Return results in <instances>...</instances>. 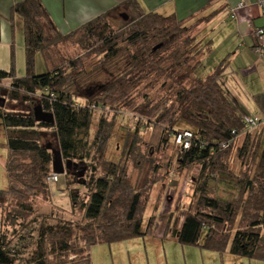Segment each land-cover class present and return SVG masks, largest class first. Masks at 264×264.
Returning a JSON list of instances; mask_svg holds the SVG:
<instances>
[{
	"label": "trees",
	"instance_id": "obj_1",
	"mask_svg": "<svg viewBox=\"0 0 264 264\" xmlns=\"http://www.w3.org/2000/svg\"><path fill=\"white\" fill-rule=\"evenodd\" d=\"M118 10L130 12L129 19L119 30H113L110 13ZM10 15L11 19L19 16L23 21L27 75L18 78L14 67L10 71L0 70V95L22 106L12 111L0 108V121L8 132L9 157L5 170L10 183L9 189L0 192V207L13 195L25 197L19 192L18 184L22 185L25 195L34 196L48 190L47 178L54 172L47 168L53 162V154L44 143L46 138L55 139L67 162L84 160L88 157L83 155L84 137L91 129L94 116L107 110L108 102L110 105L124 103L142 82H148L146 87L152 90L162 79V87L172 82L164 99L155 103L145 97L146 101L132 112L147 120V126L155 127L164 143L172 139L177 145V137L190 132L191 147L183 150L177 145L179 162L184 168L198 165L203 181L196 190L197 202L185 213L179 228L173 233L168 230L163 239L171 235L182 246H196L218 255L229 253L264 263L263 135L259 129L245 133L244 115H239L221 83L228 60L206 75H197L205 57L211 53V42L200 40L199 34H191L207 19L191 23L193 17L180 19L174 13H146L137 0H127L63 35L41 0L16 3ZM76 37H80L78 44L86 52L83 57L72 61L56 53V49ZM157 46L160 48L154 50ZM38 54L46 65V72L40 75L35 73ZM92 55L99 62L93 72H86L84 59ZM114 67L116 71H112ZM97 73L100 79L90 76ZM95 80L101 84L85 88L82 96L80 88ZM96 88L98 97L94 94ZM37 106L54 116V124L36 121L34 108ZM106 126L105 120L99 121L94 141L96 150H103L109 139ZM242 134H245V147L240 156L254 164L255 171L236 178L228 171L225 160ZM27 158L43 163L44 183L38 174L23 171L25 164L21 160ZM98 162L103 176L92 175L88 182L79 176L83 168L79 165L76 170L80 168V171L72 174L68 170L64 174L76 177L88 189L87 202L80 201L78 192L70 190L66 183L70 212L73 214L80 208L82 221L41 226L37 249L28 259H17L9 250L8 235L0 232V264H93L94 246L155 236L152 221L145 225L143 218L144 192L132 186L127 168ZM84 167L86 175L88 167ZM93 171L97 169L93 167ZM228 172L235 177L238 198L228 201L210 196L208 181H221ZM21 207L23 213L30 210L24 204ZM237 224L240 226L235 230Z\"/></svg>",
	"mask_w": 264,
	"mask_h": 264
},
{
	"label": "rangeland",
	"instance_id": "obj_2",
	"mask_svg": "<svg viewBox=\"0 0 264 264\" xmlns=\"http://www.w3.org/2000/svg\"><path fill=\"white\" fill-rule=\"evenodd\" d=\"M13 1L0 0V22L8 24L10 32V41H0V70L10 71L14 67L17 77L23 78L27 75L24 27L19 16H14L11 19V8L16 4H12ZM119 12L121 11L110 13L113 30H119L124 22L129 19L130 12L125 13L122 10L121 13L124 12L122 16ZM50 17L61 34L65 35L73 31L65 25L62 17L60 21H55L54 16L50 15ZM201 28L203 27H199L191 35L202 34ZM79 38L76 37L67 44L61 45L56 49V53L59 52L66 60L72 61L83 57L86 52L78 44ZM98 62L99 59L95 55L85 58L86 72H93L95 64ZM214 63L213 55L206 56L197 70V75L203 76L209 73L214 67ZM112 71H116V68L114 67ZM45 72L44 59L41 54H38L35 59V73L40 75ZM90 76L99 78L100 75L97 73V75ZM95 81L80 88L79 92L82 96L85 95V88L98 87L101 84ZM162 82L161 79L159 83H155L156 85L154 89L151 88L152 90L146 87L148 82H142L124 103L110 105L111 102H108L107 110L103 113L99 111L94 116L91 129L88 135L84 137L86 150L83 155H88V157L84 160H73L81 167L85 165L88 167V172L82 177L86 182L90 180L92 175H95L96 178L103 176V170L98 161L125 166L132 186L144 192L142 213L143 218H145V225L149 221L153 223L154 237L132 239L112 245L94 246L91 252L93 264H164V262L166 264H231L227 262L229 253L218 255L196 246H182L171 235L163 239V234L168 230L173 233V230L179 228L185 213L191 205L193 206L197 202L196 190L203 181L201 180V168L198 165L184 168L180 164V152L175 141L171 139L170 143H164L155 127L147 126V120H141L132 112L134 107L146 101L145 97L155 103L164 99L172 82H169L167 87H162ZM5 84L9 85V81H6ZM94 92L95 96L98 97L97 88ZM79 102L84 104L83 101ZM0 108L12 111L19 110L22 106L20 103L11 101L9 97L0 95ZM102 119L106 122V133L109 135V139L103 145V150L100 151V149L96 150L94 141L99 121ZM242 136L237 139L229 159L225 160L228 171L236 178H242L245 172L254 173L255 171L254 164L245 162L240 156L241 149L245 147V134ZM7 143L8 132L3 128L0 121V192L10 188L5 170L9 157ZM44 143L59 150L55 139L51 136L46 138ZM252 145L253 141L251 147L249 145L250 152L253 148ZM49 151L51 152V150ZM21 162L25 164L24 172L36 173L40 176L41 182H45L44 177H42L44 174L43 167L45 168L43 163L35 158L23 159ZM63 163L66 166L67 160L65 158H63ZM93 167L97 169L96 172L93 171ZM47 168L51 171L52 164ZM76 171H80V168L76 170L72 167L69 170L72 174ZM229 172L224 175L221 181L214 179L208 181L210 196L228 201L238 198L237 185L233 179L235 177L232 178ZM66 183L69 184L70 190L78 192L80 201L87 202L88 189L80 185L76 177L69 174L67 177L61 175L58 183L46 186L47 191H40L34 196L25 195L22 185L18 184L19 192L23 193L25 197L13 195L6 200L5 204L1 205L0 232L8 235L11 241L9 250L17 259H28L37 249L41 226H54L64 222L75 224L82 221L83 212L80 208H76L73 214L70 212L71 202L65 192ZM23 204L30 208L28 212H21V205ZM167 219L169 220L167 221ZM239 226L240 224H237L234 229H238ZM236 258L240 261L233 264H264L256 260Z\"/></svg>",
	"mask_w": 264,
	"mask_h": 264
},
{
	"label": "crops",
	"instance_id": "obj_3",
	"mask_svg": "<svg viewBox=\"0 0 264 264\" xmlns=\"http://www.w3.org/2000/svg\"><path fill=\"white\" fill-rule=\"evenodd\" d=\"M24 0H14L12 4ZM55 21L62 20L74 30L89 20L117 8L127 0H41ZM146 13L176 14L180 19H207L201 23L199 39L211 42L214 67L228 60L221 83L240 116L262 120L259 132L264 143V61L253 52L255 28L263 25L264 0H137ZM9 26L0 22L1 40L10 41ZM218 48V49H216ZM207 55V56H209ZM240 138V137H239ZM228 256V263L239 262ZM164 264H166L164 262Z\"/></svg>",
	"mask_w": 264,
	"mask_h": 264
},
{
	"label": "built area",
	"instance_id": "obj_4",
	"mask_svg": "<svg viewBox=\"0 0 264 264\" xmlns=\"http://www.w3.org/2000/svg\"><path fill=\"white\" fill-rule=\"evenodd\" d=\"M245 2H242L239 4L238 8H241L245 6ZM262 8V13H261V18L263 20V25L259 28H255L253 32V37H254V46H253V52L255 55L264 61V3L261 4ZM243 124H244V129L245 133H251L256 131L257 129L260 128L262 124V120L259 118H254L250 116H243ZM235 135V132L233 133ZM193 136L190 132H185L182 135H179L176 139L177 145L181 146L183 150H188L191 147V142H192ZM223 148H227V144H223ZM59 181V175L52 173L48 178L47 182L50 185L56 184Z\"/></svg>",
	"mask_w": 264,
	"mask_h": 264
},
{
	"label": "water",
	"instance_id": "obj_5",
	"mask_svg": "<svg viewBox=\"0 0 264 264\" xmlns=\"http://www.w3.org/2000/svg\"><path fill=\"white\" fill-rule=\"evenodd\" d=\"M160 46H157L154 50H157ZM34 116L37 122H44L47 124H54V116L50 113L44 112L41 106H37L34 108ZM48 150H51L53 154V162H52V170L55 174L64 175L66 171L71 170L72 167L75 169L78 167L77 164L68 161L66 166L63 163V157L60 150L53 149L51 145L47 146ZM86 168L83 167L79 172V176L83 177L85 175Z\"/></svg>",
	"mask_w": 264,
	"mask_h": 264
},
{
	"label": "flooded vegetation",
	"instance_id": "obj_6",
	"mask_svg": "<svg viewBox=\"0 0 264 264\" xmlns=\"http://www.w3.org/2000/svg\"><path fill=\"white\" fill-rule=\"evenodd\" d=\"M123 15V13L121 14V16Z\"/></svg>",
	"mask_w": 264,
	"mask_h": 264
}]
</instances>
